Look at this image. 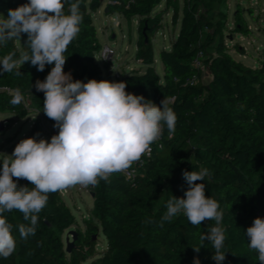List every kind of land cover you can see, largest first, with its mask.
I'll list each match as a JSON object with an SVG mask.
<instances>
[{
	"label": "trees",
	"instance_id": "trees-1",
	"mask_svg": "<svg viewBox=\"0 0 264 264\" xmlns=\"http://www.w3.org/2000/svg\"><path fill=\"white\" fill-rule=\"evenodd\" d=\"M29 0H0V14L5 17ZM109 0V14L118 13L128 20L138 17L137 59L147 66L145 72L123 71L119 82L126 92L142 95L160 105L164 97L173 98L170 107L177 114L175 133L165 130L163 148H155L135 181L114 173L110 182L103 180L92 188L94 206L85 231L77 230V239L68 253L64 234L75 224L71 207L60 191L50 193L46 206L38 214L35 235L26 240L19 236L16 251L0 264H216L210 242L197 253L199 235L214 221L193 226L180 214L171 221L161 218L173 196L184 197L188 184L185 171L207 168L206 195L218 201L223 210L226 228L223 264H259L256 253L248 247L246 235L257 217L264 218V48L258 66H249L232 50L245 54L236 43L226 44V32L248 37L252 32L241 9L234 15L233 30L228 27L230 0ZM102 0H79L83 21L80 33L67 48L64 71L73 80H105L97 53L102 45L92 13L99 10ZM173 10L172 23L179 25L170 48H163L160 59L163 75L155 69V35L165 27L164 16ZM27 35L21 40L0 46V60L10 52L17 58L27 51ZM203 54L202 67L195 65ZM109 68V64L105 63ZM54 65L38 71L31 62L19 71L0 74V113L10 111L19 118L35 115L32 137L48 134L43 121L54 127L55 121L43 112L44 93L36 91L37 80L43 81ZM205 69L211 78L205 80ZM194 77L196 81L193 82ZM19 89L23 100L10 103ZM55 128V127H54ZM58 134V131L51 136ZM153 143L152 145H155ZM2 167V160H0ZM15 179V178H14ZM201 183V181H197ZM20 186L32 187L27 180ZM14 226L30 225L18 210L5 213ZM107 239V248L96 251L100 233Z\"/></svg>",
	"mask_w": 264,
	"mask_h": 264
},
{
	"label": "clouds",
	"instance_id": "clouds-1",
	"mask_svg": "<svg viewBox=\"0 0 264 264\" xmlns=\"http://www.w3.org/2000/svg\"><path fill=\"white\" fill-rule=\"evenodd\" d=\"M82 21L79 0H29L9 9L6 17L0 14V46L26 34L28 49L18 58L14 51L3 57L0 74L15 72L19 76L20 67L29 61L41 72L46 65H54L43 81H36L35 88L44 93L43 112L58 129L50 141L22 139L11 155L0 157V258L7 259L16 251V228L21 239L35 235L38 214L50 193L75 185L94 187L101 180L110 182L114 173L128 170L150 154L151 145L165 130L169 136L175 133L177 114L167 97L157 105L142 95L126 92L125 82L90 79L85 83L64 71V53L79 35ZM22 100L16 89L10 103L15 106ZM183 176L188 189L184 197L168 200L161 224L180 214L193 226L214 221L200 233V245L193 250L198 253L208 241L214 249L212 259L223 264L227 253L224 213L218 201L206 195L203 183L211 174L201 168L185 171ZM21 179L32 187L20 186ZM13 210L20 211L30 225L10 223L5 213ZM246 235L248 247L256 253L259 264H264V218H255ZM193 264H200L199 259L194 258Z\"/></svg>",
	"mask_w": 264,
	"mask_h": 264
},
{
	"label": "rangeland",
	"instance_id": "rangeland-1",
	"mask_svg": "<svg viewBox=\"0 0 264 264\" xmlns=\"http://www.w3.org/2000/svg\"><path fill=\"white\" fill-rule=\"evenodd\" d=\"M109 0H102V5L99 10L92 13L94 24L98 30V36L102 48L109 45L116 50V56L113 64L119 65L121 72L138 70L145 72L147 66L140 62L136 57L138 33V18L134 17L131 20L126 19L121 14L106 13V7ZM164 5L157 7V10L162 9ZM182 3L180 2V9ZM238 9L242 10L243 17L247 21L250 30L252 31L248 37H245L236 32H226V44L233 46L240 44L245 54L238 53L235 49L232 53L244 61L249 66H258L259 58L262 55L264 48V0H230L229 22L230 30L235 28L234 15ZM173 10L171 9L164 16L165 27L161 29L153 40L155 50V69L161 76L163 75V64L160 59V52L163 48H170L173 39L177 36L180 26H174L172 23ZM100 52L97 53V62L101 65L105 80L119 82L114 75L108 74V68L105 62L100 57ZM205 80L211 78L209 70L205 69ZM34 113L19 118L15 113L6 111L0 113V157L11 155L15 146L22 140L32 137L31 130L35 125L36 119ZM43 127L48 135L43 137L42 134L36 136L37 140L43 138L48 141L51 139V134L58 131L48 122L43 121ZM93 186L81 188L80 185L71 186L61 193L62 198L71 207L75 217V224L65 231L64 242L69 237L73 240L72 230L85 231L87 222L91 219V209L94 206V198L92 196ZM97 239L96 251L101 252L107 248V239L101 232ZM89 260L82 262L86 264Z\"/></svg>",
	"mask_w": 264,
	"mask_h": 264
},
{
	"label": "built area",
	"instance_id": "built-area-1",
	"mask_svg": "<svg viewBox=\"0 0 264 264\" xmlns=\"http://www.w3.org/2000/svg\"><path fill=\"white\" fill-rule=\"evenodd\" d=\"M105 55H108V58L107 59H103ZM115 56H116V50L109 46V45H105L102 49H101V52H100V57L103 59V61L105 63H108L109 64V68H108V74L109 75H114L118 80L119 78L121 77V70L119 69V65H115L113 64V61L115 59ZM202 58H203V54L202 53H199L196 60H195V65L197 67H202ZM196 81V77H194L193 79V82ZM170 102H173L174 99L171 98L169 99ZM48 134H43L42 136L43 137H46ZM155 148H158V149H162L163 148V143L161 141V138L156 141V144L155 145H151V152L150 154H146L144 155L140 161L138 162H135L132 164V166L124 171V172H119L123 177L127 178L128 180L130 181H135V179L140 175L141 173V170L145 167L146 165V160L147 158L153 153V151L155 150ZM81 188H88V187H84V186H81ZM60 193H63V191H60Z\"/></svg>",
	"mask_w": 264,
	"mask_h": 264
},
{
	"label": "water",
	"instance_id": "water-1",
	"mask_svg": "<svg viewBox=\"0 0 264 264\" xmlns=\"http://www.w3.org/2000/svg\"><path fill=\"white\" fill-rule=\"evenodd\" d=\"M106 13H108L109 12V8H108V6L106 7ZM92 196L94 197V194L92 193ZM71 233H72V235H73V240L72 241H70V239H69V237H67V239H66V251L68 252V253H70L71 251H72V249H73V247L75 246V241H76V239H77V231H75V230H72L71 231Z\"/></svg>",
	"mask_w": 264,
	"mask_h": 264
},
{
	"label": "crops",
	"instance_id": "crops-1",
	"mask_svg": "<svg viewBox=\"0 0 264 264\" xmlns=\"http://www.w3.org/2000/svg\"><path fill=\"white\" fill-rule=\"evenodd\" d=\"M165 1H166V0H163L162 5H165ZM180 2L182 3V0H180ZM137 18H138V17H137Z\"/></svg>",
	"mask_w": 264,
	"mask_h": 264
}]
</instances>
